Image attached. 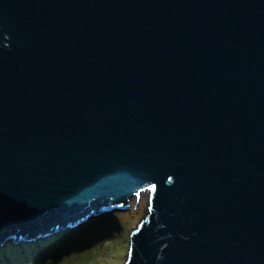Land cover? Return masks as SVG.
<instances>
[{"label":"water","instance_id":"1","mask_svg":"<svg viewBox=\"0 0 264 264\" xmlns=\"http://www.w3.org/2000/svg\"><path fill=\"white\" fill-rule=\"evenodd\" d=\"M144 191L126 264H264V0H0V243Z\"/></svg>","mask_w":264,"mask_h":264},{"label":"rangeland","instance_id":"2","mask_svg":"<svg viewBox=\"0 0 264 264\" xmlns=\"http://www.w3.org/2000/svg\"><path fill=\"white\" fill-rule=\"evenodd\" d=\"M149 205L150 192L144 191L130 202L131 207L128 210L115 213L106 226L100 225L99 232L103 234L100 240L81 251L71 250L69 255L62 256L57 259L58 262L55 261L53 264H126L131 231L136 229L146 217ZM72 230L74 231L76 228ZM26 245L28 246V244ZM47 262L43 264H47Z\"/></svg>","mask_w":264,"mask_h":264},{"label":"trees","instance_id":"3","mask_svg":"<svg viewBox=\"0 0 264 264\" xmlns=\"http://www.w3.org/2000/svg\"><path fill=\"white\" fill-rule=\"evenodd\" d=\"M99 227L100 225H95L92 228L87 227L84 229V231L79 229L75 232L69 233V235H64L62 238L57 237V239H54L52 242H49L48 245L46 244L41 246L43 248L42 250H39L40 248L25 249L24 251L18 250L15 255L3 256L0 261H2V263L4 264H43L46 263V261H48L47 264H53V262L55 261L58 262L57 258L51 253V249L54 244H66L69 243L70 240V242H78L85 236L92 234ZM22 255H25L26 258H22Z\"/></svg>","mask_w":264,"mask_h":264},{"label":"clouds","instance_id":"4","mask_svg":"<svg viewBox=\"0 0 264 264\" xmlns=\"http://www.w3.org/2000/svg\"><path fill=\"white\" fill-rule=\"evenodd\" d=\"M122 213V212H121ZM115 216V214H114ZM114 216H111V217H105L103 219H99L98 222H95L93 221V219H88L87 222H83V224H81V227H78L76 228V230H72L70 231L71 232H75L79 229H83L82 231H84L85 228L89 227V228H92L94 227L95 225H107L108 221L110 219H112ZM92 222H95L93 225L90 226V224ZM85 223V224H84ZM110 230V229H109ZM69 232V231H68ZM103 237V234H101V232H99V228H97V230H95L92 234L88 235V236H85L84 238L80 239L78 242H70L69 243H66V244H60L59 245V248L61 247H66L68 249H70V251L75 249V248H78L76 249L77 251L81 250L82 248H88L90 247L91 245H93L96 241L100 240L101 238ZM60 251V250H59ZM62 255V254H61Z\"/></svg>","mask_w":264,"mask_h":264},{"label":"bare ground","instance_id":"5","mask_svg":"<svg viewBox=\"0 0 264 264\" xmlns=\"http://www.w3.org/2000/svg\"><path fill=\"white\" fill-rule=\"evenodd\" d=\"M140 195V194H139ZM10 237H13V236H10ZM8 238L6 241H4V242H2V243H0V246H10L11 244H9L11 241H13L14 240V238ZM38 239V241L40 242V245H44V244H46V239H43L42 237H38L37 238ZM51 239H57V237L56 236H54V237H51ZM22 258H26V256L25 255H22L21 256ZM0 262H2V261H0ZM1 264H4V263H1Z\"/></svg>","mask_w":264,"mask_h":264}]
</instances>
